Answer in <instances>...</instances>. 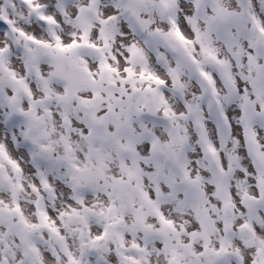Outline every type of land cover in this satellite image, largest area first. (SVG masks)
<instances>
[{"label": "snow or ice", "instance_id": "obj_1", "mask_svg": "<svg viewBox=\"0 0 264 264\" xmlns=\"http://www.w3.org/2000/svg\"><path fill=\"white\" fill-rule=\"evenodd\" d=\"M0 264H264V0H0Z\"/></svg>", "mask_w": 264, "mask_h": 264}]
</instances>
